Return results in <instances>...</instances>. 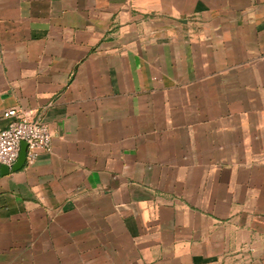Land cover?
I'll return each mask as SVG.
<instances>
[{
	"label": "crops",
	"instance_id": "0c3cea01",
	"mask_svg": "<svg viewBox=\"0 0 264 264\" xmlns=\"http://www.w3.org/2000/svg\"><path fill=\"white\" fill-rule=\"evenodd\" d=\"M12 109L0 264H264V0H0Z\"/></svg>",
	"mask_w": 264,
	"mask_h": 264
},
{
	"label": "built area",
	"instance_id": "2783aa9c",
	"mask_svg": "<svg viewBox=\"0 0 264 264\" xmlns=\"http://www.w3.org/2000/svg\"><path fill=\"white\" fill-rule=\"evenodd\" d=\"M3 118L10 119L0 129V165L11 169L17 162L21 143L26 144L25 163L32 165L42 152L52 149V135L40 120H32L16 109L8 110Z\"/></svg>",
	"mask_w": 264,
	"mask_h": 264
},
{
	"label": "water",
	"instance_id": "95a60500",
	"mask_svg": "<svg viewBox=\"0 0 264 264\" xmlns=\"http://www.w3.org/2000/svg\"><path fill=\"white\" fill-rule=\"evenodd\" d=\"M25 154H26V144L21 143L20 153L17 162L12 167L13 170L21 168L25 164ZM9 169L5 166H2L1 173H6Z\"/></svg>",
	"mask_w": 264,
	"mask_h": 264
},
{
	"label": "rangeland",
	"instance_id": "374dc122",
	"mask_svg": "<svg viewBox=\"0 0 264 264\" xmlns=\"http://www.w3.org/2000/svg\"><path fill=\"white\" fill-rule=\"evenodd\" d=\"M246 73H248V74H246ZM249 73H250V70L248 72H244L243 74H244V76H246L247 78H249ZM249 101H251V99H249ZM242 105H249V103H242Z\"/></svg>",
	"mask_w": 264,
	"mask_h": 264
}]
</instances>
